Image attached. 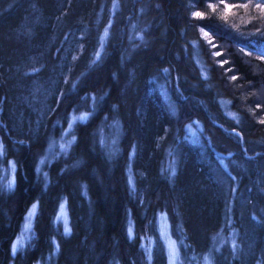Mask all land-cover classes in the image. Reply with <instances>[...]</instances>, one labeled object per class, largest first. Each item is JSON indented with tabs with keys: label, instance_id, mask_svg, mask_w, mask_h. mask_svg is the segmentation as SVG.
Masks as SVG:
<instances>
[{
	"label": "trees",
	"instance_id": "obj_1",
	"mask_svg": "<svg viewBox=\"0 0 264 264\" xmlns=\"http://www.w3.org/2000/svg\"><path fill=\"white\" fill-rule=\"evenodd\" d=\"M160 215L264 264V0H0V264H166Z\"/></svg>",
	"mask_w": 264,
	"mask_h": 264
},
{
	"label": "rangeland",
	"instance_id": "obj_2",
	"mask_svg": "<svg viewBox=\"0 0 264 264\" xmlns=\"http://www.w3.org/2000/svg\"><path fill=\"white\" fill-rule=\"evenodd\" d=\"M81 117L83 116H73L70 120V125H68L66 127L65 132L69 131L71 129V126L73 125V123H75V121L79 120V118L81 119ZM84 120V117L83 119ZM62 143L59 144L57 146V149L61 150L62 144H69V141L64 140L61 141ZM66 151V149H65ZM63 206V208H62ZM32 209L30 210V212L26 215L25 219H24V223L22 224L21 227V232L19 234V237L17 239H15V241L12 244L11 247V251L12 253H16L19 246H24L25 243L27 242V240L29 239V234H30V229L35 217V207L32 206ZM31 213V215H30ZM57 222L60 223L61 227H63V232L64 234H68V231H70V227H69V219H68V215L65 209V204L62 203L60 205V208L58 209V214H57ZM65 226H67L68 231H65ZM158 227H159V233L160 236L162 238V242H163V246H164V252L166 255V264H178L179 262V252L177 249V245L175 243V241L172 239L170 232H169V227L168 224L166 222V218L164 215H160L159 216V223H158Z\"/></svg>",
	"mask_w": 264,
	"mask_h": 264
},
{
	"label": "snow or ice",
	"instance_id": "obj_3",
	"mask_svg": "<svg viewBox=\"0 0 264 264\" xmlns=\"http://www.w3.org/2000/svg\"><path fill=\"white\" fill-rule=\"evenodd\" d=\"M195 16H197V17H200L201 16V13H199V12H197V13H195ZM205 36H207V33H205ZM219 53H217V55H218ZM233 79H235V77H233ZM81 119H83V117H81ZM35 207V206H34ZM62 208H63V206H62ZM30 215H31V213H30ZM65 231L67 232L68 231V228H67V226H65ZM206 260H207V258H205Z\"/></svg>",
	"mask_w": 264,
	"mask_h": 264
}]
</instances>
